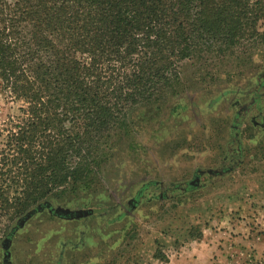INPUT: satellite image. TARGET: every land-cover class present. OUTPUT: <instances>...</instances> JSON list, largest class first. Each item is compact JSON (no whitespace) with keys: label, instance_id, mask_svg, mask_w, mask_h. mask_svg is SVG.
Here are the masks:
<instances>
[{"label":"trees","instance_id":"16d2710c","mask_svg":"<svg viewBox=\"0 0 264 264\" xmlns=\"http://www.w3.org/2000/svg\"><path fill=\"white\" fill-rule=\"evenodd\" d=\"M263 21L264 0H0V92L19 104L0 123L1 264L43 215L81 241L112 210L97 189L137 110L162 107L186 62L246 56Z\"/></svg>","mask_w":264,"mask_h":264},{"label":"rangeland","instance_id":"374dc122","mask_svg":"<svg viewBox=\"0 0 264 264\" xmlns=\"http://www.w3.org/2000/svg\"><path fill=\"white\" fill-rule=\"evenodd\" d=\"M260 26L264 32V21ZM243 56L184 63L166 103L151 114L137 110V128L117 147L133 151L108 166L97 189V200L112 210L89 222L84 245L75 248L78 225L43 215L16 236L14 264H56L63 250V264H264V121L253 126L249 113L238 125L243 110L235 106L251 101L264 38ZM254 104L264 114V100ZM18 106L0 92V123ZM233 124L241 130L239 166L183 193L194 172L230 166L223 159ZM129 201L130 216L120 208ZM60 237L72 244L57 247Z\"/></svg>","mask_w":264,"mask_h":264},{"label":"flooded vegetation","instance_id":"af4514ba","mask_svg":"<svg viewBox=\"0 0 264 264\" xmlns=\"http://www.w3.org/2000/svg\"><path fill=\"white\" fill-rule=\"evenodd\" d=\"M264 77V76H263ZM247 94L249 96H251V101L248 102L247 104H241L240 101H236L235 106L237 108H239L240 110H243V112L238 111V117H239V122L238 125L240 124V122H242L244 119L247 118V115L249 113H253V119H252V124L255 127H263L262 124H259V122L256 120L257 118H261L264 121V114L262 112L258 111L257 105L254 104V102L259 103L260 100H264V82H261V79L258 78L255 84V88H253L252 90L248 91ZM243 105V106H242ZM237 126V125H236ZM234 127L233 124V128L231 130V143L229 144V146H227V151H226V156L223 159L224 164L226 162L230 163V166H220L219 169L214 170V169H208V170H199L194 172L192 179L189 180V182H187V184H183L185 185V188L183 190V193H190V192H194L196 190L201 189L204 185L202 184V179L205 178L206 176H209L213 179L215 178H220L223 177L227 174H229L230 172H232L235 168H237V166H239L240 164V158H241V152H242V147L240 144V128ZM209 171H215V172H211L209 173ZM215 173L216 175H210ZM179 191V190H178ZM169 192H170V186H164V190H163V198L167 199L169 198ZM181 192V191H180ZM132 203H130V201L122 206H120L121 209H123V211L125 212V214L128 215V213L130 212V210L126 209V206L130 205L131 206ZM134 208V207H133ZM133 209L131 208V211ZM132 215V212L129 213L128 216ZM82 239L81 243L79 245H76L75 248H80V246L84 245L83 242L85 243L86 241V233L82 232ZM64 246V245H63ZM66 246L63 247V249H65ZM65 257V251L63 250L62 253L59 255V259L62 258L64 259ZM63 261V260H62ZM63 263V262H62Z\"/></svg>","mask_w":264,"mask_h":264},{"label":"water","instance_id":"95a60500","mask_svg":"<svg viewBox=\"0 0 264 264\" xmlns=\"http://www.w3.org/2000/svg\"><path fill=\"white\" fill-rule=\"evenodd\" d=\"M209 172H211V171H209Z\"/></svg>","mask_w":264,"mask_h":264},{"label":"crops","instance_id":"0c3cea01","mask_svg":"<svg viewBox=\"0 0 264 264\" xmlns=\"http://www.w3.org/2000/svg\"><path fill=\"white\" fill-rule=\"evenodd\" d=\"M169 264V263H168Z\"/></svg>","mask_w":264,"mask_h":264}]
</instances>
